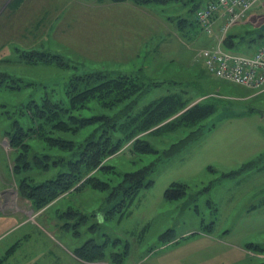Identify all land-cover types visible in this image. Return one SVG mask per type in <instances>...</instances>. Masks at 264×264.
Instances as JSON below:
<instances>
[{"label": "rangeland", "instance_id": "374dc122", "mask_svg": "<svg viewBox=\"0 0 264 264\" xmlns=\"http://www.w3.org/2000/svg\"><path fill=\"white\" fill-rule=\"evenodd\" d=\"M207 1H117L155 15L164 11L165 16L157 12L162 18L156 20L164 21L166 31L171 23L170 42L155 37L160 49L149 52H143L148 37L133 46L121 42L119 51L115 43L103 56L108 46L101 16L112 0H0V217H10L16 226L0 238L5 251L0 263L23 249L18 241L7 243L21 236L28 241L24 249L46 238L83 264H264V92L220 80L203 67L197 53L206 43L184 34H196L197 26L205 33L194 12ZM127 11L130 19H140L132 8L120 12ZM256 11L234 24L240 30L229 29L223 41L229 36L235 48L256 38L264 5ZM143 20L142 15L141 26ZM165 42L193 50L188 68L174 79L165 78L160 67L170 62L161 48ZM138 51L141 56L134 57ZM119 72L144 73L148 86L130 107L124 103L108 114L139 111L168 93L189 98L186 108L206 104L212 112L190 128L155 134L152 127L136 134L102 160L103 168L88 171L68 191L36 208L21 186L55 176L64 166L54 161L65 154L28 135L13 145L12 135L35 126L34 105L43 98L66 105L72 79ZM90 104L79 116L98 113L97 105ZM91 127L70 135L72 141L83 139ZM136 139L153 151H132ZM138 170H145L147 184L122 198L115 187L124 174ZM86 177L106 188L85 184L76 189ZM85 243L101 246L103 256H80ZM113 252L120 254L117 261ZM35 257L33 252L29 260Z\"/></svg>", "mask_w": 264, "mask_h": 264}, {"label": "trees", "instance_id": "16d2710c", "mask_svg": "<svg viewBox=\"0 0 264 264\" xmlns=\"http://www.w3.org/2000/svg\"><path fill=\"white\" fill-rule=\"evenodd\" d=\"M129 1L143 5L150 2L163 3L168 0ZM261 36L263 37V34ZM223 42L224 47H228L227 49L234 47L229 36ZM147 77L144 73L139 72L136 74L119 72L116 76L101 79H90V76L79 77L72 79L66 90L68 97L66 105L49 98H43L40 103L34 105L32 117L35 118V126L29 127L25 132L21 129L17 130L18 132L14 131L17 133L12 135V144H19L24 135L32 138L39 137L65 154L59 160L54 161L55 164L63 162L64 166L55 176L35 185L23 184L21 186L23 194L33 201L36 208L47 205L59 194L68 191L88 171L103 168L100 166L102 160L115 153L122 143L132 139L136 134L152 127H156L155 134L190 128L199 119L212 112L208 110L209 105L206 104L197 103L186 108L189 98H184L176 93H168L157 100L148 102L139 111H129L121 115L120 109L108 114L124 103V106L130 107L134 98L140 92L145 91L148 86L144 79ZM91 102L97 105L98 113L91 116H79L81 110L91 108ZM88 125L92 126L90 132L83 139L73 142L70 135L79 133L83 127ZM53 133L55 136H52ZM115 139L116 141H114ZM133 143L132 151H153L149 144L139 141V139ZM145 178V170L126 173L118 188L116 186L115 189H118L122 198L125 195L131 197L138 189L147 184ZM85 184H90L96 189L106 188L104 182H97L93 177H86L76 189ZM88 243L83 244L79 255L85 259L101 258L103 256L102 247ZM113 254V258L117 261L120 254L118 255L116 252Z\"/></svg>", "mask_w": 264, "mask_h": 264}, {"label": "crops", "instance_id": "0c3cea01", "mask_svg": "<svg viewBox=\"0 0 264 264\" xmlns=\"http://www.w3.org/2000/svg\"><path fill=\"white\" fill-rule=\"evenodd\" d=\"M261 7H262L261 4L255 5L250 10L248 17L254 14L252 12H257L256 10L259 11ZM130 8H132L133 10H137L138 17L140 19L138 20L130 19L131 12L129 11H127L125 15L123 14V12H120V11H123V9L128 10ZM141 10H146V9H142L141 6H137L132 3L130 4L127 2H114L112 5L106 6V8L105 7L103 8L102 16H101V18L103 19V22L101 23V26H103L104 31H103L102 38H105L106 36V41H107L106 44L108 46L106 47V50L102 51V53L104 54L103 56H106L105 54L108 53V51L113 50L115 43L117 46V50L119 51L120 49L118 45L121 42L123 44L125 43V44H129L133 46L135 44L134 42L135 40L137 43L142 44L143 43L142 40L145 41L146 37H148L147 38L148 45L144 44V47H147V48L143 52H149V51H152L153 48H155L156 50L160 49L157 39L153 41L155 37L156 38L161 37L162 40H165V41L167 40L168 42H170L168 36H169V32L172 30L171 23H169V26L171 28L168 27V25H166L168 27V31H166L165 26L163 25L164 21L161 19L160 21L156 20V18L158 19L160 15L165 16V12L162 10L159 12L157 11L160 15H158L157 12L155 15L152 12L141 11ZM142 15L145 20V23L143 26H141ZM218 21L219 20H215L213 34L208 35V34L202 33L201 28L197 26L198 28H197L196 34H194L191 31V33H187L188 35L186 33L184 35L188 39H194V40L196 39L197 42H203V43L205 42L206 43L205 45H207V47L215 46L217 45L218 40L222 36L218 30V25L220 23ZM263 22L264 21H262V23ZM234 28L235 30H240L238 26L231 27L230 29L232 30ZM139 30H141L140 31L141 33L142 31L143 32L145 31L147 33L144 32V34L140 35ZM121 31L126 32L125 34L126 36H124V38L120 34ZM136 31H138L137 35L135 34ZM151 32L152 34H150ZM262 34H263V37L261 36ZM121 38L123 39V41L121 40ZM233 38L237 40L238 36L236 35ZM253 38L255 37H252L251 39H248L245 41L243 40L241 43L236 45L235 48L233 47L229 49L224 47V42L222 39L221 46L224 49L229 50L231 52L240 53V54H252L255 51L257 45L263 42L264 31L259 29V33L257 37L255 38L256 40H254ZM151 43L154 44V46ZM161 48L164 49L163 51L168 56V61H170L167 64L164 63L163 66L160 65V67H163L165 69L164 74L167 76L165 78L170 77L169 79H174L175 76L184 73L185 71L183 70H185V68H188L187 64H189V61H192L191 57H192L193 50L191 49L188 50L187 48H183L182 44L180 43L177 46L172 47L171 43L166 44V42L164 45H162ZM139 51L136 55H134V57L141 56V53H139ZM263 92L264 91H262L261 93ZM13 225H14L13 221L12 219H10V217H7V216L0 217V238H2L4 234L10 231L12 228L16 227ZM20 237L16 238L14 241L7 242L8 245H10L14 243L15 241H18L16 244L21 245L23 247V249L19 247L16 250V253H14V255L17 256V258H15V256H13L12 258L10 255H8L6 259L1 260L0 264H3V262H12V264H83V263H78L76 261V258L71 257V255L63 248V246L57 244L56 241L48 242V241H45L46 238H44V240L42 239V241H32L33 245L36 247L34 248L28 247L24 249L28 241H26V237L24 238H20ZM21 239L23 240L19 241ZM18 250L20 251L18 252ZM33 252L36 253V257L34 259L31 258V260H29L30 254H32ZM4 253H5L4 249L0 250V256L3 255Z\"/></svg>", "mask_w": 264, "mask_h": 264}, {"label": "built area", "instance_id": "2783aa9c", "mask_svg": "<svg viewBox=\"0 0 264 264\" xmlns=\"http://www.w3.org/2000/svg\"><path fill=\"white\" fill-rule=\"evenodd\" d=\"M257 4L263 6L264 0H209L194 12V18L207 34L213 33L215 20H219V31L224 36ZM221 43L222 37L217 45L198 51L205 70L220 80L264 91V39L252 54L231 52Z\"/></svg>", "mask_w": 264, "mask_h": 264}, {"label": "water", "instance_id": "95a60500", "mask_svg": "<svg viewBox=\"0 0 264 264\" xmlns=\"http://www.w3.org/2000/svg\"><path fill=\"white\" fill-rule=\"evenodd\" d=\"M259 29L264 31V23H262L260 26H259Z\"/></svg>", "mask_w": 264, "mask_h": 264}]
</instances>
